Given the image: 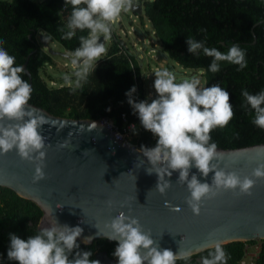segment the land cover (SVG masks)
<instances>
[{"label": "clouds", "instance_id": "1", "mask_svg": "<svg viewBox=\"0 0 264 264\" xmlns=\"http://www.w3.org/2000/svg\"><path fill=\"white\" fill-rule=\"evenodd\" d=\"M64 3L70 4L72 11L62 38L71 39L76 30H88L86 37H80V46L71 56L75 71L64 76L65 82L75 91L95 70L97 61L107 54L105 44L99 42L100 38L103 37L104 42L110 39L112 26L122 12L133 7V0H64ZM205 40L186 38L187 51L193 55L202 51L205 56L211 57L210 72L220 71L221 62L238 65L237 71L247 67L246 52L240 45L233 44L223 53L215 47H206ZM23 73L24 68L16 64L15 56L0 47V155L15 149L21 160L34 165L32 181L38 183L45 178L43 168L47 144L40 129L47 124V119L27 107L33 89L22 78ZM154 76L156 99L150 103L146 100L136 102L135 86L125 96L133 113L138 116L140 126L157 138L154 147L141 145L137 149L150 165L145 169L146 173L157 176L155 190L164 195L172 184L166 177L178 172L177 182L186 185L189 195L185 204L194 216L200 214L205 201L222 191H230L236 196H251L256 181H264V162H257L249 175L227 171L228 165L221 167L220 164L223 154L217 151L215 142H210V133L216 128L227 127L233 119L228 91L219 84L200 87V80L196 77L177 82L175 74L168 69L158 70ZM241 95L245 105L254 110L252 123L264 130V91L250 94L243 89ZM130 128L136 134V125ZM193 167L202 177L214 173L211 184L200 182L195 174L189 179ZM106 204L112 207L111 200ZM124 206L122 203L121 207ZM61 207L58 205V208ZM179 210L178 207L172 208V211ZM104 228L107 231L102 233L98 230L97 235L118 242L112 253L117 264H177V261L189 264L193 256V251L183 248H179L177 253L160 248L150 230L146 231L137 218L125 215L123 211L106 222ZM82 233L83 229L79 226L70 227L58 222L41 228L27 239L9 233L7 259L16 264H100L98 260L90 259L91 251L79 250L77 240ZM92 239L91 236L84 237L82 242L87 245ZM205 248L208 252L200 257V264H227L222 241L215 240Z\"/></svg>", "mask_w": 264, "mask_h": 264}, {"label": "trees", "instance_id": "2", "mask_svg": "<svg viewBox=\"0 0 264 264\" xmlns=\"http://www.w3.org/2000/svg\"><path fill=\"white\" fill-rule=\"evenodd\" d=\"M136 6H140V14L134 10ZM71 11V5L65 4L64 0H0V41H3L0 47L15 56L16 64L20 66L29 55L26 68L31 73L33 91L28 103L64 117L105 118L120 128L124 124V114L127 122L136 125V134L132 132L130 142L137 148L141 145L154 147L156 143L153 141L157 138L140 126L138 116L133 113L125 96L135 86V101L146 100L142 61L117 34L111 33L107 54L97 61L95 70L90 72L81 88L74 91L63 76L57 79L50 77L55 83L53 85L44 77L45 66L53 64L54 60L38 44L36 35L39 32L71 53L80 46V37L88 35L87 29L76 30L71 39L62 38L67 31ZM129 11L138 17L142 26L145 27L144 20L148 21L151 37L155 39L163 58L174 61L186 70L200 73L203 87L219 84L228 91L233 119L227 127L214 129L210 133V142H215L221 148L264 143V130L252 123L254 110L245 105L241 95L243 89L250 94L264 91L263 0H133V7ZM188 37L197 41L206 38V47H215L223 53L233 44L240 45L246 52L247 67L237 71L238 65L221 62L220 71L210 72L208 67L212 58L202 51L198 55L188 53ZM22 78L28 81L25 72ZM40 217L41 211L34 203L0 186V264H16L7 259L9 233L21 239L36 235L40 231L36 227ZM255 242L232 241L223 244L227 264H241L245 245ZM260 242L261 249L253 264H264V240ZM77 243L79 250L92 252L90 259L99 250L115 258L112 255L117 246L115 241L98 238L89 245ZM207 252L208 249L195 255L206 256ZM177 264L184 262L177 261Z\"/></svg>", "mask_w": 264, "mask_h": 264}, {"label": "water", "instance_id": "3", "mask_svg": "<svg viewBox=\"0 0 264 264\" xmlns=\"http://www.w3.org/2000/svg\"><path fill=\"white\" fill-rule=\"evenodd\" d=\"M134 10L141 13L140 6ZM39 39L49 54L58 53L50 49L44 36L40 35ZM99 42L104 43L103 37ZM28 57L22 67L32 87L31 73L26 68ZM148 79L149 95L153 100L157 94L152 88L151 75ZM27 107L47 119V124L40 129L47 144L45 178L33 183L34 165L21 160L13 149L0 155V186L39 208L41 217L37 229L56 222L79 226L83 233L77 241L84 244V237L91 236L92 243L103 238L97 235L98 230L106 232L104 224L123 211L125 215L137 218L146 231L150 230L160 248L170 249L173 253L183 248L193 251L194 255L206 250L205 246L215 240L222 244L264 240V181H256L251 196L222 191L205 201L200 214L194 216L185 204L189 195L186 185L177 182L179 173L173 172L171 177H166L172 183L171 187L164 195L159 194L155 190L157 176L146 173L145 169L150 165L137 151L139 148L122 145L120 138L100 122L102 118L64 117L29 103ZM217 151L223 154L221 167L228 165L227 171H235L241 176L249 175L257 162H264V143L217 147ZM192 174L200 182L209 184L214 175L210 172L207 177H202L194 167L189 179ZM109 200L112 201L110 208L106 204ZM122 203L124 207H121ZM58 205L62 207L58 208ZM173 207L180 210L172 211ZM93 259L100 264H116V259L104 250L95 252Z\"/></svg>", "mask_w": 264, "mask_h": 264}, {"label": "rangeland", "instance_id": "4", "mask_svg": "<svg viewBox=\"0 0 264 264\" xmlns=\"http://www.w3.org/2000/svg\"><path fill=\"white\" fill-rule=\"evenodd\" d=\"M9 1V0H6ZM36 2H42L43 0H33ZM151 1V0H148ZM145 27L140 24V20L136 15L132 12H122L119 20L112 26L111 33H115L120 38L125 41V44L131 46L132 50L139 55L142 61V72L144 74L145 79V96L146 101L149 103L151 102L150 95H149V75H151L152 86L155 79L154 73L161 69H168L169 71L173 72L177 78V82L188 79L192 77H196L200 80V87H203L202 80L200 77V73L192 72L189 69H185L180 67L174 61L163 58L159 51V46L155 43V39L151 37V28L148 24L147 20H144ZM138 32V33H136ZM149 34V36H147ZM42 35L46 40H48L50 49L52 51L58 52L56 54H51L53 57V64L45 66L46 75L44 77L48 81L49 84H55L51 81L52 79H57L61 76L71 75L75 69L71 65V52H66L59 44L51 39L44 33L39 32L36 35V40L40 47L45 51L49 52V50L44 49L43 45L40 42L39 36ZM143 35H146L144 37ZM105 47L109 46V40L104 42ZM62 53H68L69 56H65ZM49 75V76H48ZM57 83V81H55ZM156 143V140L153 141ZM260 241L256 239L255 243H259ZM253 245V244H252Z\"/></svg>", "mask_w": 264, "mask_h": 264}, {"label": "built area", "instance_id": "5", "mask_svg": "<svg viewBox=\"0 0 264 264\" xmlns=\"http://www.w3.org/2000/svg\"><path fill=\"white\" fill-rule=\"evenodd\" d=\"M122 119L124 121L123 126L120 128L114 124L113 121L107 120L105 118L101 119V123H104L107 128L112 130L121 140L122 145H130L131 147H136L130 140L132 138V130L130 128L133 123L126 121V116L123 114ZM261 241V240H259ZM261 249V242L252 244H246L244 248V255L241 259V264H253L254 260L258 257L259 251Z\"/></svg>", "mask_w": 264, "mask_h": 264}, {"label": "flooded vegetation", "instance_id": "6", "mask_svg": "<svg viewBox=\"0 0 264 264\" xmlns=\"http://www.w3.org/2000/svg\"><path fill=\"white\" fill-rule=\"evenodd\" d=\"M194 255H195V254H194ZM194 255L192 256L191 260L189 261V264H190V263H194V262L197 263V264L200 263V261L197 262V258H200L201 256H199V255H198V256H197V255L194 256ZM116 264H117V261H116Z\"/></svg>", "mask_w": 264, "mask_h": 264}]
</instances>
